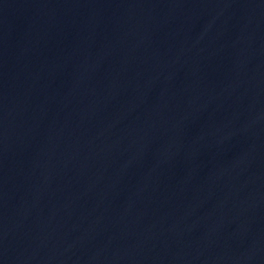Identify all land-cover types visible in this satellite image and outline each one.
I'll return each mask as SVG.
<instances>
[{
    "label": "water",
    "instance_id": "95a60500",
    "mask_svg": "<svg viewBox=\"0 0 264 264\" xmlns=\"http://www.w3.org/2000/svg\"><path fill=\"white\" fill-rule=\"evenodd\" d=\"M0 264H264V0H0Z\"/></svg>",
    "mask_w": 264,
    "mask_h": 264
}]
</instances>
